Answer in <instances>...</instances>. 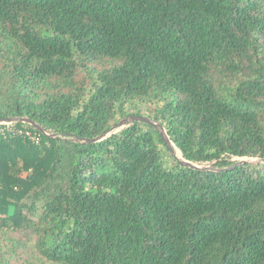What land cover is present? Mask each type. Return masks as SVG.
<instances>
[{"label":"trees","instance_id":"trees-1","mask_svg":"<svg viewBox=\"0 0 264 264\" xmlns=\"http://www.w3.org/2000/svg\"><path fill=\"white\" fill-rule=\"evenodd\" d=\"M7 119L0 264H264V0H0Z\"/></svg>","mask_w":264,"mask_h":264},{"label":"water","instance_id":"water-1","mask_svg":"<svg viewBox=\"0 0 264 264\" xmlns=\"http://www.w3.org/2000/svg\"><path fill=\"white\" fill-rule=\"evenodd\" d=\"M130 117V120H128V119H122L120 122H118V124H117V128H119V127H122L123 125H128V124H130L131 122H133L134 120H137V119H139V120H144V121H147V122H150V123H152L158 130H159V132H160V134H161V136H162V138L164 139V142L166 143V145L169 147V142H170V140H169V138H168V136L166 135V132H165V130H164V128H163V126L162 125H160L159 123H157V122H155V121H153L152 119H149V118H147V117H138V116H132V115H130L129 116ZM13 122L14 120L13 119H7V120H2V121H0V122ZM16 121H21V122H27V123H30V124H32V125H35V127H37L43 134H45L46 136H49V137H55L56 135L55 134H53V133H51V132H48V131H46V130H44L43 128H41L37 123H35V122H33V121H31V120H29V119H27V118H17L16 119ZM123 128V127H122ZM113 130V128L112 129H110V131L109 132H111ZM108 132V133H109ZM116 132V131H115ZM108 133H106V134H104V135H101L100 137H98V138H95V139H86V140H84V139H76V140H79V141H96V140H100V139H102V138H104L105 136H107V135H109ZM170 149V148H169ZM170 151H172V148L170 149ZM176 159H177V161L179 162V163H181V164H183V165H186V166H190V167H195V168H199V169H207V168H209V167H198V166H196L195 164H193V162H191V161H188V160H186V159H184L183 157H182V160H180V159H178L176 156H174ZM238 163H242V161H240V162H238Z\"/></svg>","mask_w":264,"mask_h":264},{"label":"rangeland","instance_id":"rangeland-1","mask_svg":"<svg viewBox=\"0 0 264 264\" xmlns=\"http://www.w3.org/2000/svg\"><path fill=\"white\" fill-rule=\"evenodd\" d=\"M122 119H128V120H130V117L129 116H126V117H124ZM122 119H120L118 122H120ZM118 122H117V124H118ZM1 123H7L8 124V123H11V122H6L5 121V122H1ZM117 124L113 127V130L111 132H109L108 134H110L112 132H115V131H118L119 129H121L122 127L125 126V125H123L122 127L117 128ZM169 148L170 149L172 148V151H170V153L173 156H176L178 159L182 160V156H181L180 151L174 146L173 143L169 142ZM232 160L239 161V162L240 161H242V162H244V161H246V162H257V161H260L258 158H251V157H234ZM193 164H195L198 167H202V168L203 167H209V168L212 167V165L210 163H194L193 162ZM12 235H14V233H12ZM27 245H29V244H27ZM22 251L24 253V250H22Z\"/></svg>","mask_w":264,"mask_h":264}]
</instances>
